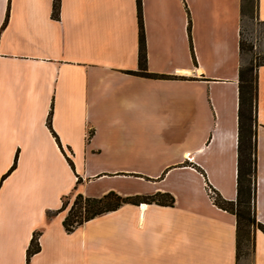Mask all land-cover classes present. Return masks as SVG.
<instances>
[{
	"label": "crops",
	"instance_id": "0c3cea01",
	"mask_svg": "<svg viewBox=\"0 0 264 264\" xmlns=\"http://www.w3.org/2000/svg\"><path fill=\"white\" fill-rule=\"evenodd\" d=\"M141 4L157 78L131 74L141 72L137 0H0V264H264V233L238 259L237 217L208 194L238 196L242 0ZM256 75L264 225V65ZM76 187L174 204L139 200L68 233L65 213H47Z\"/></svg>",
	"mask_w": 264,
	"mask_h": 264
},
{
	"label": "trees",
	"instance_id": "16d2710c",
	"mask_svg": "<svg viewBox=\"0 0 264 264\" xmlns=\"http://www.w3.org/2000/svg\"><path fill=\"white\" fill-rule=\"evenodd\" d=\"M138 3V20H139V67L141 76L157 78L158 75L147 73V47L146 36L142 17L141 0ZM254 0H242V17L245 16L246 9L253 10ZM257 6V0H256ZM257 9V7H256ZM59 12V5L55 4V14ZM7 22V21H6ZM241 52L244 45L241 40ZM264 64V63H263ZM263 64H260L262 66ZM257 68L254 66L242 67L240 71V126H239V166H238V196L236 202H229L219 196L216 204L225 210H229L237 217V252L238 259L244 255H249L251 251L243 252V245L248 249V241L251 235L257 229L264 233V225L259 223L255 214V193H256V144L255 131L256 125V108L258 102V79L254 75ZM52 113L48 118V126L51 128ZM66 156V154H65ZM72 168L74 163L71 158L67 157ZM11 172V171H10ZM10 172L6 175L8 176ZM75 197L72 207L69 209L70 200ZM143 200L146 203H156L163 206H173L174 198L169 194L157 193L152 196L143 198L122 197L116 192H110L107 195L96 198L84 196L77 193V187L70 195L62 198V206L55 212H48L47 218L50 219L60 213H65L63 225L68 233L74 232L77 228L84 225L86 222L95 219L103 214L117 211L125 204L136 203ZM254 202L252 209L251 202ZM41 232L35 233L32 239L31 246L27 251V261L41 250L39 237ZM247 243V244H246ZM254 244V243H253ZM253 246V245H252Z\"/></svg>",
	"mask_w": 264,
	"mask_h": 264
},
{
	"label": "rangeland",
	"instance_id": "374dc122",
	"mask_svg": "<svg viewBox=\"0 0 264 264\" xmlns=\"http://www.w3.org/2000/svg\"><path fill=\"white\" fill-rule=\"evenodd\" d=\"M254 8L253 10L246 9L245 16L242 20L241 26V40L244 45L243 49V67L254 66L255 68H259L260 64L264 63V22H261L257 18V9H256V0H254ZM264 65V64H263ZM262 65V66H263ZM257 70L254 71V75L257 73ZM90 136V135H89ZM72 159V158H71ZM73 160V159H72ZM94 159H88V161H93ZM73 161H77L78 163H84L83 158L76 157ZM75 197H72L70 200L69 209L72 207ZM251 206L253 209L254 202H251ZM68 212V211H67ZM65 212V214L67 213ZM126 211L124 210L121 214L115 215L113 217H124ZM254 241L253 234L248 241V249L245 245H243V252L251 251L252 245ZM247 244V243H246ZM251 257V252L249 255H244L243 259L245 262H248V259Z\"/></svg>",
	"mask_w": 264,
	"mask_h": 264
},
{
	"label": "built area",
	"instance_id": "2783aa9c",
	"mask_svg": "<svg viewBox=\"0 0 264 264\" xmlns=\"http://www.w3.org/2000/svg\"><path fill=\"white\" fill-rule=\"evenodd\" d=\"M208 194H209V198H210L211 202L216 204V202L219 198V195L210 187H208Z\"/></svg>",
	"mask_w": 264,
	"mask_h": 264
}]
</instances>
